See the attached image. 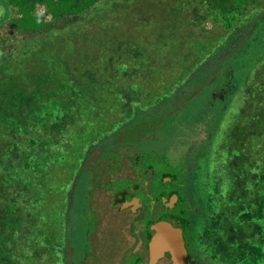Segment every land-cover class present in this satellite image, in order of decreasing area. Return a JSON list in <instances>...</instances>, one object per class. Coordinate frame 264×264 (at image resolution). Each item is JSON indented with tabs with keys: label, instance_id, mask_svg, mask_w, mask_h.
I'll use <instances>...</instances> for the list:
<instances>
[{
	"label": "rangeland",
	"instance_id": "obj_1",
	"mask_svg": "<svg viewBox=\"0 0 264 264\" xmlns=\"http://www.w3.org/2000/svg\"><path fill=\"white\" fill-rule=\"evenodd\" d=\"M6 4L0 0V264H122L131 246L115 225L124 216L110 198L117 184L93 180L117 168L116 179L148 170L150 186L183 184L197 208L184 217L211 264H264V15L231 42L214 19L191 23L172 0H103L58 21L39 3L36 28ZM221 44L210 75L195 70L181 98L170 95L197 55L208 58ZM23 69L44 80L20 79ZM132 103L147 109L115 130L123 144L99 148ZM237 216L235 241L228 233L236 236Z\"/></svg>",
	"mask_w": 264,
	"mask_h": 264
},
{
	"label": "flooded vegetation",
	"instance_id": "obj_2",
	"mask_svg": "<svg viewBox=\"0 0 264 264\" xmlns=\"http://www.w3.org/2000/svg\"><path fill=\"white\" fill-rule=\"evenodd\" d=\"M118 169L115 174H110L107 169H104V172L98 174L93 180L95 184L102 183L101 186L105 188L107 184H117L118 188L113 190V196L108 197L124 214L115 225L119 229V234L123 235L126 244L131 246L129 254L121 260L122 264H147L149 262V243L155 233L154 226L157 223H162L163 226L169 225L166 232H168L169 247L176 255V263L173 262L172 252L165 248L163 257L156 264H211V260H205L198 250L197 237L193 235V229L187 225L190 220L184 217L187 210L197 212V208L189 203L184 193H181L184 189L183 184L165 183V180L153 179L152 183L157 184L150 186L148 178H144L151 175L148 174V170H145L141 176L135 173V179H116ZM87 175L91 177V173ZM239 214L240 210L237 215ZM238 216L236 236L234 233H228L229 238L235 241L240 239V217ZM229 238L226 237V241ZM233 242L229 241V243ZM236 257L240 259V244L236 247Z\"/></svg>",
	"mask_w": 264,
	"mask_h": 264
},
{
	"label": "trees",
	"instance_id": "obj_3",
	"mask_svg": "<svg viewBox=\"0 0 264 264\" xmlns=\"http://www.w3.org/2000/svg\"><path fill=\"white\" fill-rule=\"evenodd\" d=\"M101 1L103 0H7L6 5L10 10L14 9L16 12L21 14V21L23 20H26V22L32 21V23H29V24L33 28H36V26L34 25L35 21L32 19L36 4H39V3L44 4L47 8V11L52 15L53 20L58 21V19H62V18L70 17L69 19H71V17L73 18L76 16H82L86 10L95 7V5H97ZM168 1H171V0H168ZM172 1L178 2L180 7L186 10L185 11L187 13L186 19L191 21V23L192 21L195 22L196 20L197 25H201L204 19H208V18L214 19V21L222 27V30L224 32L223 35L224 36L227 35L228 39L231 42L238 41V40L242 42L244 36H246V32H244L242 28L248 27L251 24L252 26H255L256 22L260 19V16L264 15V14H261V11L264 8V0H172ZM250 10H254V13L256 15L254 17L249 16L245 20H243L246 14ZM192 15H195V17L191 18ZM22 25L24 26L26 31H31L27 25H24V24ZM62 29L63 28H61V30ZM239 29L243 31L241 34H240ZM53 33H56V31H54ZM53 35L51 36L50 40L54 38ZM76 35H80V33L77 32ZM91 39H92V35H91ZM43 42L44 43L48 42V36H46V41H43ZM221 45L218 46L217 48L214 47L211 50L213 51L211 52L212 54L209 51L207 55L208 58H206V56L200 57L199 55H197V57L192 62L193 64H196L194 71L187 75V78L184 81V83L180 82L178 84V87H176L177 89H174V91H172V93L171 94L169 93V94L174 95L175 98L180 99L181 94L179 90H181L184 87H187L189 89L188 79L192 76V74H195L194 73L195 70L199 71L200 69H204V70H201L202 72L201 76L202 77L209 76L210 75V73L208 72V69L210 67L209 61H212L211 65L213 64V66L215 67L218 61L221 60V58H223V57H220L219 55V53L222 52L221 50L222 47H224L223 44ZM199 59L201 61L198 62ZM216 59H217V62H215ZM145 61H147V58H145ZM23 71L24 72L19 71L18 75L21 76V77L19 76L20 79L28 80L31 77L36 76V74H39L41 78L44 80V78L42 77L40 73H36L32 71L26 72L25 69H23ZM107 74L109 75V78L112 82L111 76L113 74L111 73H107ZM110 80L107 78H103L100 81L103 83H110L109 82ZM129 87L130 89L135 90L136 88H139V85L130 84ZM178 92L180 96L176 95ZM144 97L148 99L149 95L146 94ZM168 97L170 96H168L167 94H164L163 99L168 98ZM130 99L135 102H137L138 100L135 97H132ZM155 99L158 100V96ZM156 100L154 101V104L150 108H152L155 104H157ZM127 106L130 109L128 111V113H130V116L123 115L124 117L120 120V125H112L110 127L109 129L110 131H108V134L102 138L101 140L102 146H100L99 148L103 149V147L107 145L110 146V148H120V146L123 144V141L122 140L120 141L119 138H117L118 136L116 135L115 130L119 131L120 129L125 127L126 124L133 122L136 115L143 113L147 109V108L142 109L141 106H139L138 104H134V103L128 104ZM81 108L84 109L85 106L82 105ZM78 109H80V107ZM92 146H94V143L92 144ZM101 155L103 157L104 153H102Z\"/></svg>",
	"mask_w": 264,
	"mask_h": 264
},
{
	"label": "water",
	"instance_id": "obj_4",
	"mask_svg": "<svg viewBox=\"0 0 264 264\" xmlns=\"http://www.w3.org/2000/svg\"><path fill=\"white\" fill-rule=\"evenodd\" d=\"M167 227H169V225L163 226L162 223H157L154 226L155 233L149 243L150 260L147 264H156L157 261L163 257L165 248L169 249L172 252L173 262L176 263V255L174 254L171 247H169L170 243L168 241V232H166Z\"/></svg>",
	"mask_w": 264,
	"mask_h": 264
}]
</instances>
